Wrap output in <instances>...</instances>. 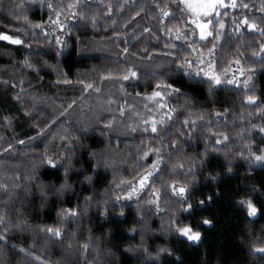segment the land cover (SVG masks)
I'll use <instances>...</instances> for the list:
<instances>
[{"label": "trees", "instance_id": "16d2710c", "mask_svg": "<svg viewBox=\"0 0 264 264\" xmlns=\"http://www.w3.org/2000/svg\"><path fill=\"white\" fill-rule=\"evenodd\" d=\"M183 9L179 0H0V33L22 41L0 40V185L7 186L0 188V234L7 235L0 240L2 264H178L176 256L182 264H264L252 252L253 245L264 246V167L250 170L239 155L264 149V0H236L204 39ZM56 12L63 29L53 23ZM245 17L256 27L241 23ZM197 53H211L219 74L239 61L251 77L249 88L219 84L210 92L207 78L184 63ZM130 67L138 76L123 80ZM154 90L163 98L149 100ZM152 118L165 120L157 133ZM46 151L71 156V190L57 192L64 168L42 165ZM157 160L143 193L117 201L120 188ZM174 185L188 186L189 212ZM154 192L160 212L149 204ZM247 197L259 209L254 218L238 203ZM77 205V217L58 215ZM173 213L202 233L200 242L169 231ZM205 218L212 223L203 224ZM41 226L60 227L62 238ZM161 247L172 255L157 259Z\"/></svg>", "mask_w": 264, "mask_h": 264}, {"label": "snow or ice", "instance_id": "6c2138e0", "mask_svg": "<svg viewBox=\"0 0 264 264\" xmlns=\"http://www.w3.org/2000/svg\"><path fill=\"white\" fill-rule=\"evenodd\" d=\"M179 3L184 5V11H186L188 13V15L190 16L191 19V23L195 24L196 27H198L200 29V37L201 39H204L207 36H211L213 33L208 31V26L209 24L213 23L214 21L211 20L210 18L206 21V22H202V18L204 17H211V15L213 13H216L217 18H219V12H218V8L220 7H227L229 5H226L225 0H179ZM231 7H236V0H231ZM74 7H76V5L73 4H69L68 8L69 9H73ZM245 8L248 7V5H244ZM48 8L49 9H54V5L49 2L48 3ZM226 14V13H225ZM61 15L60 12H56V16L57 19L53 21L54 24H59V27L61 29L64 28V25L62 23H60L59 21V16ZM163 15L165 17H167L169 15L168 11H164ZM18 18V17H17ZM25 20H27V17H24ZM241 23L246 24L248 26V28L252 29L255 28L256 25L253 23H249L248 19L245 17ZM40 25H36V27H39ZM220 28L223 29L224 28V24L221 23L220 24ZM239 30V29H237ZM145 32L149 31V29H145ZM169 31H171L169 29ZM177 31H179V29H177ZM177 39H179V36H177ZM217 39H219V33H217ZM0 40H5V41H10L12 44H21L22 41L17 38V37H13L11 35H7L4 33H0ZM57 44H61L62 41L61 39L58 37L57 38ZM215 47V45L213 46ZM261 52H264V44H261ZM128 49L125 48L124 52L127 53ZM253 55H260V53H254ZM237 63H239V61H236ZM24 63L28 66V67H32V65L28 62L27 58L25 59ZM185 65L188 66V68H190L192 66V61L186 60ZM201 64L204 63L203 60L200 61ZM183 67V65L181 66ZM213 65L210 64L209 65V69L208 71H204L203 68H200L197 72L196 75L199 76L201 72H203V75L207 78V83L209 84V91L211 92L213 90V86L214 85H219L221 83V77L216 75L215 72L212 70ZM244 73L241 72V75H243ZM185 75H190V73L187 71V69H185ZM138 76V72L136 70H134L133 68H129L128 69V73L126 75H124L122 78L123 80H128L130 77L135 78ZM249 80L251 79V77L248 78ZM81 83H83V81H81ZM229 84L232 83H238V81L236 80H229L228 81ZM244 85L245 88L248 89L249 88V84H248V80L244 81ZM87 87H92V85H87ZM157 88H160L161 85L157 84L156 86ZM165 87L167 88H171L173 89V91L175 92H179L180 89L175 88L174 85L172 84H166ZM164 93L158 90H154L147 98L149 100H152L154 98H163ZM256 97L255 96H248L247 100L249 102L255 101ZM74 103V102H73ZM71 107V105H70ZM161 108H166L167 104L166 103H162L160 104ZM227 111V110H226ZM174 112V109L169 110V113H167V118L171 119V113ZM121 113L123 114V109H121ZM7 119V118H5ZM148 122L145 121V124H147ZM165 120L162 118L160 121H157L155 118H152L151 120V131L153 133H157L158 129H157V125L158 124H164ZM188 121H185V126H187ZM147 130V129H145ZM261 132H264V128L260 129ZM41 132H43V129H41ZM61 139H64V137H61ZM228 137L225 136L224 140H227ZM19 143L23 144V141H20ZM221 141L217 140V144H220ZM176 142H173V146H175ZM9 148L12 147V145L8 146ZM157 153H159V149L156 150ZM148 153H145V156H147ZM242 158L246 159L249 163V169L252 170L251 166L254 164H258L262 167H264V149H261L259 151V153H257L256 151H253L251 148H248L247 151V155H245V153L242 151L239 154ZM65 161H67V164H65ZM42 165H47L48 167L52 168V169H59L60 167L64 168V172H63V179L64 182L61 183L60 187L57 189V192L59 193H63L65 191H69L72 189L73 185L70 184L69 181V174H70V169L72 167V158L71 156L65 154V153H60V155L56 156H49L47 154V151L45 152L43 159L41 161ZM94 167H96V165H94ZM160 167V163L159 160L157 161H153V164L151 166L152 170L145 172V174L143 176L140 177L139 179V188L133 186L131 188V190L127 193L128 197L131 198V196L135 193H137L139 190H142L145 186V184L149 181V178L153 176V172L155 170H157ZM181 167H183V165H181ZM231 162L229 161V167H228V171L231 172ZM34 178V177H33ZM209 179L212 180H216L217 177L216 176H209ZM85 181H89L91 182L92 177L91 176H85L84 177ZM6 185H0V188H5L6 189ZM254 191L255 192H259L261 191V188L253 186ZM42 191L44 190L43 188L41 189ZM172 191L174 194L177 195L178 199H180L181 202V208L183 212H189L192 209V204L191 203H187V196L186 193L188 191V186L187 185H183L180 187H176L175 185L172 187ZM119 197H117V201H119ZM207 199L209 201H211L212 197L209 196L207 197ZM92 200L91 196H86L85 197V203H90ZM105 204H107V201L104 202ZM201 205H203L205 203L204 200H201L199 202ZM238 203L242 206H244L247 210V215L248 217H256L258 215L259 209L256 205V203L254 202L252 197H247V198H242L238 201ZM149 204H155L156 206V211L160 212L161 208H160V204H159V196L158 193L156 194V198L152 199L149 201ZM186 205V206H185ZM107 212V208H105V213H102V215L106 214ZM121 215H123V210H121ZM58 215L64 219H71V218H75L78 215H80L79 212V205H77V208H71V209H61V211L58 213ZM4 215L0 214V223L4 222ZM203 224L205 225H210L212 223V221L208 218L203 219L202 221ZM41 231H46L47 233L51 234L52 236H54L55 238H62L63 236V232L62 229L60 227H43L41 226ZM169 231L174 232L175 234L178 235V237H181L183 239H185L187 242H192V243H198L201 241L202 238V233L200 231H196L193 229V227L191 226V224H184L182 223L176 216L175 213H173V216L171 217L170 221H169ZM0 240L2 241H7V235L6 234H0ZM69 247H71V245H69ZM83 248L85 250H87L88 245L84 244ZM133 249L129 248L127 249V251H132ZM21 252H24L26 255H30L31 253H28L27 250H25L23 247L20 248ZM145 253L147 255H152L147 248L144 249ZM252 252L254 254L257 255H261L264 256V246H257V245H253L252 248ZM161 254H167L169 256L172 255V249L170 248H165V247H161L158 252L155 254V256L157 257V259L160 257ZM36 259H39V257H36ZM175 260L178 262V264H182V260L179 256L175 257ZM0 264H2V262H0ZM205 264H207V262L205 261Z\"/></svg>", "mask_w": 264, "mask_h": 264}, {"label": "rangeland", "instance_id": "374dc122", "mask_svg": "<svg viewBox=\"0 0 264 264\" xmlns=\"http://www.w3.org/2000/svg\"><path fill=\"white\" fill-rule=\"evenodd\" d=\"M225 3H226V5H229V6H227V7H229V8H233V7H231L230 6V4H231V0H225ZM227 7H220V8H218V12H219V14H220V12L223 10V9H225V8H227ZM216 13H213L212 15H211V17H204V18H202V22H206L209 18L211 19V20H215L216 19ZM194 26L196 27V25L194 24ZM211 26H212V23L211 24H209V26H208V31H212L211 30ZM197 28V32H198V35H199V37H200V29L198 28V27H196ZM206 38V37H205ZM8 42H10V41H8ZM201 60H203L204 61V63L203 64H201L200 63V61ZM210 64H212L213 65V68H212V70L215 72V74L216 75H218V76H220L221 77V83L220 84H229L228 83V81L229 80H236V81H238V83H232V85H244V81L245 80H248L249 81V73L240 65V63H237V62H235L234 64H232L225 72H223V73H221V74H219V73H217L216 71H215V69H214V61H213V59H212V55H211V53H203V54H201V53H197L196 54V56L194 57V59H193V61H192V65H193V67H194V69H195V73L200 69V68H203L204 69V71H208V69H209V65ZM241 72H243L244 74L243 75H241ZM201 75H203V72H201L200 73ZM204 76V75H203ZM205 77V76H204ZM148 97V96H147ZM155 99V98H154ZM154 99H152V100H154ZM150 170H152V168L151 169H149L148 171H150ZM145 174V173H144ZM144 174H142L141 176H143ZM140 176V177H141ZM140 177L136 180V181H134V182H131V183H127V184H125V185H123L121 188H120V190H119V198H120V200H123V201H132V200H136L142 193H143V191L146 189V187H147V184H148V182L145 184V186H144V188L142 189V190H139L137 193H135V194H133L132 196H131V198H129L128 197V195H127V193L131 190V188L133 187V186H135V187H137V188H139V179H140ZM177 187V186H176ZM156 194H157V192H154V194H153V196H152V199H155L156 198ZM151 199V200H152Z\"/></svg>", "mask_w": 264, "mask_h": 264}]
</instances>
